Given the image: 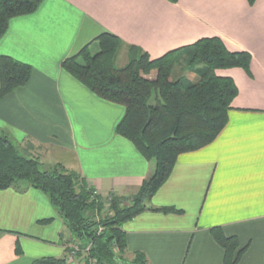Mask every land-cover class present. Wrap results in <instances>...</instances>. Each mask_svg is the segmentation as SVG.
<instances>
[{"label": "crops", "instance_id": "obj_1", "mask_svg": "<svg viewBox=\"0 0 264 264\" xmlns=\"http://www.w3.org/2000/svg\"><path fill=\"white\" fill-rule=\"evenodd\" d=\"M101 33L118 37L119 50L135 46L151 59L206 37L250 55L247 69L215 70L236 86L225 125L210 143L180 153L146 202L182 212L147 209L124 221L123 259L139 252L146 264H223L210 231L217 227L244 248L235 264H264V0H41L32 13L8 21L0 56L27 63L32 72L0 98V135L30 147L34 156L24 155L43 165L75 171L102 198L124 197L155 162L116 133L124 107L61 66L83 46L93 48ZM73 240L42 191L0 189V264L65 257Z\"/></svg>", "mask_w": 264, "mask_h": 264}, {"label": "trees", "instance_id": "obj_2", "mask_svg": "<svg viewBox=\"0 0 264 264\" xmlns=\"http://www.w3.org/2000/svg\"><path fill=\"white\" fill-rule=\"evenodd\" d=\"M175 1V0H169ZM252 2L253 0H249ZM41 0H0V37L8 21L36 10ZM89 44L65 58L61 66L98 97L121 104L124 114L115 127L117 134L130 140L142 156L154 160L155 169L130 196L111 195L105 202L81 182L75 171L61 164L42 169L36 157L21 153L0 135V189L42 191L63 218L71 237L89 245L80 258L82 264H146L142 253L131 261L123 259L126 235L121 224L147 209L163 213H181L173 207L148 208L146 202L170 175L176 157L210 143L227 121L236 86L215 70L228 67L248 68L250 55L230 52L218 37H206L158 58L135 46H128V62L114 66V57L122 42L113 34L101 33ZM188 52L187 71L171 79L177 53ZM153 76H148L151 72ZM31 66L7 55L0 56V98L24 85ZM107 203V204H106ZM107 205V206H106ZM107 210L105 214H102ZM96 215H99L97 219ZM51 219L40 220L48 222ZM224 251L223 264H235L244 248L237 239L220 228L210 229ZM16 252H20L16 247ZM29 264H68L65 257L44 256Z\"/></svg>", "mask_w": 264, "mask_h": 264}, {"label": "rangeland", "instance_id": "obj_3", "mask_svg": "<svg viewBox=\"0 0 264 264\" xmlns=\"http://www.w3.org/2000/svg\"><path fill=\"white\" fill-rule=\"evenodd\" d=\"M98 50L97 46H94L92 48L93 52H96ZM128 57H129V51L128 49H126V52L124 50H119L117 51L115 57H114V66L117 68L123 67L127 62H128ZM188 52L186 51H180L177 53V57H176V61L174 62V65L172 67L173 73L171 72V79H175L178 76L177 75H185L188 76L190 78H195L194 74L187 71V66L188 64ZM154 72L152 71L148 76H153ZM177 76V77H176ZM3 136V135H2ZM16 146V145H15ZM18 148V150L21 153H25V154H29V155H33L34 156V152L32 151V149L30 147H27L25 144H20L19 146H16ZM48 160H50L49 157H47ZM42 169H49L51 167H48V165H43L41 164ZM111 195H109L110 197ZM109 197H105L103 200L106 202ZM122 197V196H119ZM127 196H124V198H126ZM107 198V199H106ZM107 204V203H106ZM107 206V205H106ZM107 212V210H104V212L102 214H105ZM100 217L99 215H96V219ZM80 254H82V252H80ZM80 254H78V257H75V260H71L70 264H76L79 263L80 258L82 257ZM83 255V254H82Z\"/></svg>", "mask_w": 264, "mask_h": 264}, {"label": "built area", "instance_id": "obj_4", "mask_svg": "<svg viewBox=\"0 0 264 264\" xmlns=\"http://www.w3.org/2000/svg\"><path fill=\"white\" fill-rule=\"evenodd\" d=\"M88 249L89 245H82L80 241L73 240L67 245V253L65 256L67 263L70 264L71 260H75L74 258L78 257L80 252H82V254L87 253ZM82 254L80 255L83 256ZM76 264H82V261L79 260V263Z\"/></svg>", "mask_w": 264, "mask_h": 264}, {"label": "bare ground", "instance_id": "obj_5", "mask_svg": "<svg viewBox=\"0 0 264 264\" xmlns=\"http://www.w3.org/2000/svg\"><path fill=\"white\" fill-rule=\"evenodd\" d=\"M109 197V196H108ZM104 199V198H103ZM107 199V198H106Z\"/></svg>", "mask_w": 264, "mask_h": 264}]
</instances>
